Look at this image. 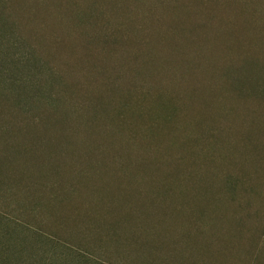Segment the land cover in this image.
Listing matches in <instances>:
<instances>
[{
    "label": "rangeland",
    "instance_id": "obj_1",
    "mask_svg": "<svg viewBox=\"0 0 264 264\" xmlns=\"http://www.w3.org/2000/svg\"><path fill=\"white\" fill-rule=\"evenodd\" d=\"M0 264H264V0H0Z\"/></svg>",
    "mask_w": 264,
    "mask_h": 264
}]
</instances>
